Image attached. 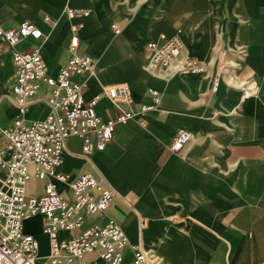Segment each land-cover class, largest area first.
Masks as SVG:
<instances>
[{
    "label": "crops",
    "instance_id": "0c3cea01",
    "mask_svg": "<svg viewBox=\"0 0 264 264\" xmlns=\"http://www.w3.org/2000/svg\"><path fill=\"white\" fill-rule=\"evenodd\" d=\"M66 8L91 12L79 19L84 23L80 50L95 61L96 77H77L88 83L85 97L101 94L102 85L128 83L133 103L124 108L135 113L116 126L106 147L90 156L82 155L78 138L66 142L61 171L73 178L86 172L102 175L116 194L106 214L89 217L83 228L112 219L132 243H141L162 264H264V0H155L135 18L117 11V0H0L1 26L30 20L42 29L46 41L41 52L52 75L70 56ZM45 15L57 21L54 28L45 23ZM113 22L123 26L121 34L113 32ZM178 28L205 71L158 78L148 70L146 45ZM103 39L107 45L100 51ZM38 44L31 39L24 47ZM0 46V77H9L0 99L9 115L3 122L0 113L1 129L19 111L11 94L12 50L1 40ZM231 74L236 83H230ZM216 79L220 85L214 92ZM249 80L256 83L257 94L244 98L240 81ZM150 88L161 92V102L141 112V105L152 102ZM97 111L104 119L117 113L106 97L99 99ZM48 112V104L39 100L28 116L43 118ZM180 130L194 137L172 153L169 144ZM44 185L32 179L28 190L39 195ZM64 194L72 197L67 189ZM34 233L45 252L47 238ZM131 258L127 249L124 264ZM86 259L96 261V255Z\"/></svg>",
    "mask_w": 264,
    "mask_h": 264
},
{
    "label": "built area",
    "instance_id": "2783aa9c",
    "mask_svg": "<svg viewBox=\"0 0 264 264\" xmlns=\"http://www.w3.org/2000/svg\"><path fill=\"white\" fill-rule=\"evenodd\" d=\"M90 13L88 9H65L70 21V56L55 75L49 73L43 58L41 48L46 36L36 23L24 20L16 27L0 25V40L12 50L15 78L11 94L19 111L11 124L0 129L4 138L0 142V264H94L97 260L124 264L127 249L132 254L130 264H162L141 243H132L122 226L112 219L83 228L89 217L106 214L115 191L102 175L86 172L73 178L60 169L69 138L81 140L82 155L90 156L107 146L117 125L135 115L124 108L133 103L128 83L102 85L101 94L87 99V81L77 80L78 76L96 77L95 61L80 50L84 23L79 19ZM44 21L51 28L57 25L49 15L44 16ZM114 29L116 34L121 32L116 25ZM31 39L39 41L38 46L24 47ZM146 48L150 57L148 70L158 78L205 71V64L188 51L179 28L172 35L161 33ZM230 81L236 83L235 77ZM219 85L216 79L214 92ZM241 90L244 98L252 97L257 94V85L249 80ZM149 93L152 102L141 105V112L152 111L161 102L160 91L150 88ZM101 97L111 101L117 110L115 116H100L97 105ZM39 100L48 104L49 112L43 118L32 119L28 113ZM193 137L192 132L180 130L169 144V151L179 153ZM32 179L45 183L41 194L29 192ZM62 188L69 190L72 197L65 195ZM36 219L41 234L47 238L45 252L41 239L26 225ZM60 232L77 233L61 237ZM90 254L96 255V261L86 259Z\"/></svg>",
    "mask_w": 264,
    "mask_h": 264
},
{
    "label": "rangeland",
    "instance_id": "374dc122",
    "mask_svg": "<svg viewBox=\"0 0 264 264\" xmlns=\"http://www.w3.org/2000/svg\"><path fill=\"white\" fill-rule=\"evenodd\" d=\"M132 1H133V3H136V5L131 6L130 3H132ZM154 2H155V0H117V8L116 9H117V11H120L121 9L126 10L131 15V18H135V16H136L135 14H138L139 11L147 9L148 5L152 6L154 4ZM114 25L118 26V28L121 29V32L118 33V34H121L123 31V26L120 25L118 22H113L112 23V30L114 33H115ZM106 45H107V41H106V39H103L101 41L100 46L97 45V49H100V51H103L106 48ZM2 50H4V47L0 46V64L2 63V60H3L2 57L4 54L2 52ZM231 75L228 76L229 81L231 80V77L234 76V75H232V76ZM8 80H9V77H7L5 75L3 78L0 77V99H2V97H3L2 92H3L4 87H5L6 83L8 82ZM247 82L248 81H246L245 83H247ZM230 83H231V81H230ZM240 85L242 86L241 81H240ZM5 106L6 105H4V104L0 105V113L2 114L3 122L6 121V118L9 115V112L5 110ZM26 225H27V228L29 231L36 232V233L40 232V227L36 225L35 220H31V221L27 222Z\"/></svg>",
    "mask_w": 264,
    "mask_h": 264
},
{
    "label": "bare ground",
    "instance_id": "6f19581e",
    "mask_svg": "<svg viewBox=\"0 0 264 264\" xmlns=\"http://www.w3.org/2000/svg\"><path fill=\"white\" fill-rule=\"evenodd\" d=\"M91 9V8H90ZM108 163V162H107ZM107 169V168H106ZM105 170V169H104ZM108 172H109V174L111 173L110 171H109V169L107 170ZM107 173V172H106ZM108 174V173H107ZM124 174V173H123ZM112 176V175H111ZM124 176V175H123ZM121 178V177H120Z\"/></svg>",
    "mask_w": 264,
    "mask_h": 264
}]
</instances>
